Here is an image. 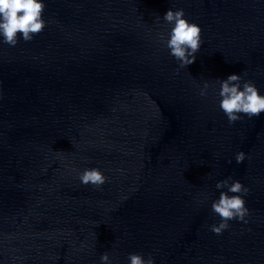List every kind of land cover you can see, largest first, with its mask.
Here are the masks:
<instances>
[{
    "label": "water",
    "instance_id": "obj_1",
    "mask_svg": "<svg viewBox=\"0 0 264 264\" xmlns=\"http://www.w3.org/2000/svg\"><path fill=\"white\" fill-rule=\"evenodd\" d=\"M169 7L202 29L179 72L154 22ZM43 15L32 40L0 43V264H264V112L229 124L213 91L235 72L264 92V0H46ZM89 167L102 186L79 181ZM229 176L248 223L215 234Z\"/></svg>",
    "mask_w": 264,
    "mask_h": 264
},
{
    "label": "clouds",
    "instance_id": "obj_2",
    "mask_svg": "<svg viewBox=\"0 0 264 264\" xmlns=\"http://www.w3.org/2000/svg\"><path fill=\"white\" fill-rule=\"evenodd\" d=\"M46 0H0V43L15 46L20 39L30 41L34 35L43 31L50 23L43 13ZM161 20L166 26L157 33L159 44L168 50V54L178 62L177 72L180 68L196 60V53L203 43L201 27L198 23L190 21L184 14L183 8L169 7L163 15L156 14L154 22ZM218 88L213 89L218 98V107L227 117L229 124L240 120L243 116L252 118L264 112V92H261L254 81L245 79L242 73H230L226 78H216ZM209 82L203 81L199 88V95H208ZM248 154L239 150L234 154L237 163L245 160ZM231 160H229V163ZM77 177L83 184L102 186L107 177L98 167L84 168L78 172ZM215 188L220 190L218 196L211 201V211L219 216L218 223L209 227L215 234H221L229 228L230 220L248 223L246 217L249 208L245 196L249 188L241 180L231 176L219 179ZM100 264H113L107 251L100 253ZM127 264H155L151 254L147 256L139 252H130L127 255Z\"/></svg>",
    "mask_w": 264,
    "mask_h": 264
}]
</instances>
